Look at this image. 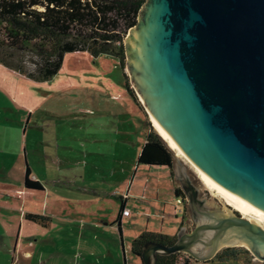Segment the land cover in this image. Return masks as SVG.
Here are the masks:
<instances>
[{
  "label": "water",
  "instance_id": "obj_1",
  "mask_svg": "<svg viewBox=\"0 0 264 264\" xmlns=\"http://www.w3.org/2000/svg\"><path fill=\"white\" fill-rule=\"evenodd\" d=\"M124 48L149 118L248 218L205 211L172 244L144 242L142 264L176 252L205 261L234 246L264 262V0H145Z\"/></svg>",
  "mask_w": 264,
  "mask_h": 264
},
{
  "label": "crops",
  "instance_id": "obj_2",
  "mask_svg": "<svg viewBox=\"0 0 264 264\" xmlns=\"http://www.w3.org/2000/svg\"><path fill=\"white\" fill-rule=\"evenodd\" d=\"M20 75L24 77L0 64V264H127L125 229L140 221L143 203L134 200L149 195L150 173L167 178L174 194L180 189L184 216L186 167L178 156H172L170 166L138 162L153 128L125 84H112V92L103 94L112 104L107 112L77 106L69 115L54 116L37 96L6 82L8 76L17 80ZM99 136L106 139L103 144L113 145L101 153L103 161L96 151ZM116 152L120 155L113 161L109 157ZM27 173L41 189L25 186ZM125 207L128 215L121 213ZM151 208L153 214L157 208ZM30 213L48 221L30 220ZM130 238L132 242L135 236Z\"/></svg>",
  "mask_w": 264,
  "mask_h": 264
},
{
  "label": "trees",
  "instance_id": "obj_3",
  "mask_svg": "<svg viewBox=\"0 0 264 264\" xmlns=\"http://www.w3.org/2000/svg\"><path fill=\"white\" fill-rule=\"evenodd\" d=\"M145 0H0V64L34 81L55 76L67 52L87 51L93 57L111 55L119 60L124 84L129 95L142 106L131 87L125 66L124 38L137 22ZM138 162L146 165L172 163V153L161 137L150 129ZM24 184L30 189L42 185L29 178ZM182 192L175 189V196ZM27 218L46 223L47 217L28 214ZM172 244L175 235L142 232L131 243V252L141 260L144 242ZM180 252L157 254L154 264H189L178 261ZM249 251L242 246L225 247L213 259H238ZM264 264V262H263Z\"/></svg>",
  "mask_w": 264,
  "mask_h": 264
},
{
  "label": "rangeland",
  "instance_id": "obj_4",
  "mask_svg": "<svg viewBox=\"0 0 264 264\" xmlns=\"http://www.w3.org/2000/svg\"><path fill=\"white\" fill-rule=\"evenodd\" d=\"M8 77L6 82L11 81V83H17L24 91L28 90L35 97L37 96V98L41 99V104H43L49 114L54 116L57 114L69 115L77 106L81 108L88 106L86 110H95V108H98L97 110L100 112H107L111 109L112 104H110L108 98L103 94L112 92L110 88L112 84L116 87H124L123 72L119 67V60L116 57L111 55L93 57L87 51L65 53L58 73L46 81H34L26 76L22 77V75L18 76L17 80L13 79V76ZM25 109H27L26 105ZM105 141L106 139H100L99 136L96 151L99 153L98 157L100 161H103L102 157L104 156L101 153L113 148L111 143L103 144ZM108 141H110V139H108ZM115 155L120 154L116 152L109 158L113 161L118 160ZM129 155H132L130 151ZM178 157L187 169L186 171L188 174H186L187 178H185V180L192 184L196 192L194 196L195 201L192 204L193 206H190L189 198H186L188 204L184 216L182 213H175L179 205H177V207L175 206L177 197L174 194L173 187L169 184V180L165 177H159L160 175H153L155 174L153 172L150 173L152 174L151 179L153 187H150L149 190L147 189L149 195L143 200H134L136 205L137 202L143 203L140 209L143 208L144 210H141V212L139 211L140 216L138 219L140 221L139 223L127 225L125 229V236H128L125 247L127 264H133L134 262L140 263V258L132 254L129 247L131 242L130 236L137 237V232H143L145 230H162L168 235L170 234L173 236L179 232L181 227H183L184 230H189L195 223L202 221L205 218V211L223 214L229 212L237 213L236 209L229 206L221 196L216 194L214 190L208 188L205 183L202 182L197 172L192 167L191 162L180 155ZM105 160L107 161V158ZM141 167L148 170L146 166ZM157 183L160 184L158 198H156ZM151 199H153L152 204L149 203ZM163 200H168V203H164L165 201ZM148 205H153L157 208L156 211H153V214L149 213L150 210L152 211V208L150 209ZM131 210L133 212V217L135 214V204L131 207ZM238 213L242 215L239 211ZM120 252L122 253V249ZM177 259L179 263L188 259L189 264H263L262 261L254 258L250 252L248 254H242L238 259L229 258L226 260H218L211 258L205 261H196L187 253L180 252Z\"/></svg>",
  "mask_w": 264,
  "mask_h": 264
},
{
  "label": "bare ground",
  "instance_id": "obj_5",
  "mask_svg": "<svg viewBox=\"0 0 264 264\" xmlns=\"http://www.w3.org/2000/svg\"><path fill=\"white\" fill-rule=\"evenodd\" d=\"M141 100H143L142 97H140ZM150 121L154 126V129L156 130V133L161 137V139L166 143V145L172 150L174 151L178 156H182L184 157L186 160H188L189 162H191L192 167L195 169V171L197 172L199 178L202 180L203 183H205V185L208 188H211L212 190H214V192L216 194H218L219 196L222 197L223 200H225V202L228 205H231L234 209H236L237 211H239L226 197H224V195L214 186V184L212 183V181L209 179V177L200 169L198 168L196 165H194L192 163V161L187 157V155L183 152V150L179 147V145L177 144V142L171 137V135H169V133L159 124V122L155 119V117H153V115H150ZM240 212V211H239ZM241 213V212H240ZM242 214V213H241ZM243 215V214H242ZM243 217L247 218L246 216L243 215ZM248 219V218H247Z\"/></svg>",
  "mask_w": 264,
  "mask_h": 264
},
{
  "label": "built area",
  "instance_id": "obj_6",
  "mask_svg": "<svg viewBox=\"0 0 264 264\" xmlns=\"http://www.w3.org/2000/svg\"><path fill=\"white\" fill-rule=\"evenodd\" d=\"M30 179L34 180L35 177L33 175H31ZM183 202H184V198H182V197H177L176 198L175 206L177 207V205H179V208L175 210V213H177V212L182 213L183 212V209L181 208V204H183ZM121 213H122V215H128L129 214V209L125 207V208L122 209Z\"/></svg>",
  "mask_w": 264,
  "mask_h": 264
},
{
  "label": "flooded vegetation",
  "instance_id": "obj_7",
  "mask_svg": "<svg viewBox=\"0 0 264 264\" xmlns=\"http://www.w3.org/2000/svg\"><path fill=\"white\" fill-rule=\"evenodd\" d=\"M185 186L188 188V189H190L192 192H193V194L195 193V190L193 189V186H192V184H190L187 180H185ZM229 206H231V205H229ZM192 213H193V210H192ZM237 214H238V211H237ZM193 219H194V216H193ZM191 229V228H190ZM190 229L189 230H187V229H185V231H190ZM175 240H177V233H176V235H175ZM174 240V241H175ZM173 241V242H174ZM194 259V258H193ZM194 260H196V259H194ZM197 261V260H196Z\"/></svg>",
  "mask_w": 264,
  "mask_h": 264
}]
</instances>
